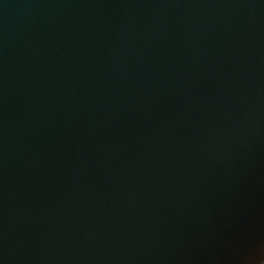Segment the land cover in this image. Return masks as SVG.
<instances>
[{
    "label": "water",
    "instance_id": "water-1",
    "mask_svg": "<svg viewBox=\"0 0 264 264\" xmlns=\"http://www.w3.org/2000/svg\"><path fill=\"white\" fill-rule=\"evenodd\" d=\"M0 264H264V0H0Z\"/></svg>",
    "mask_w": 264,
    "mask_h": 264
}]
</instances>
